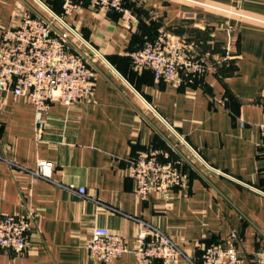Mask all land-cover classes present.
Masks as SVG:
<instances>
[{
    "label": "crops",
    "instance_id": "obj_1",
    "mask_svg": "<svg viewBox=\"0 0 264 264\" xmlns=\"http://www.w3.org/2000/svg\"><path fill=\"white\" fill-rule=\"evenodd\" d=\"M40 1L62 11L64 0ZM126 1L135 23L88 0L67 17L75 44L98 54L95 90L53 104L41 135L33 103L0 91V213L35 220L31 247L0 248V264H137L131 251L110 263L92 258L95 225L130 250L141 228L159 229L182 250L175 264H201L206 246L236 235L243 264H255L264 247V0ZM28 4L40 8L0 0V37ZM161 32L194 47L209 64L203 77L173 86L132 67L128 53ZM179 138L193 166L188 184L169 197L138 195L131 159ZM41 160L53 163L50 178L35 174Z\"/></svg>",
    "mask_w": 264,
    "mask_h": 264
},
{
    "label": "built area",
    "instance_id": "obj_2",
    "mask_svg": "<svg viewBox=\"0 0 264 264\" xmlns=\"http://www.w3.org/2000/svg\"><path fill=\"white\" fill-rule=\"evenodd\" d=\"M83 0H64L61 12L53 11L46 3L37 0L39 7L28 4L15 23L0 37V91L11 92L29 99L36 109L37 132L44 128L43 114L53 104L66 106L88 100L95 90L98 54L75 44L71 35L78 36L67 22ZM90 6L100 10H116L126 24L135 23L138 17L126 0H88ZM132 67L148 69L154 78L173 86H181L193 78H201L209 68L207 61L194 47L180 37L161 32L153 39L130 51ZM264 146V123L260 125ZM178 142L167 140L166 147L149 146L136 153L130 161V174L136 181V193L146 197L157 192L166 197L175 187L189 181L193 168ZM51 161L38 162L35 174L50 178ZM84 194V187H74ZM35 220L32 213H0V248L23 254L31 247ZM90 256L110 263L131 251L137 264H175L182 250L175 241L159 229L141 228L136 243L129 249L126 239L108 227L95 225L86 243ZM236 245V235L226 241L215 242L204 248L201 264H243ZM255 264H264V247L257 251Z\"/></svg>",
    "mask_w": 264,
    "mask_h": 264
}]
</instances>
